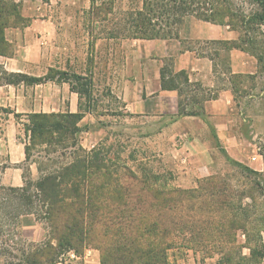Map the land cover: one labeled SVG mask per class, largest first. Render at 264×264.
Wrapping results in <instances>:
<instances>
[{
    "label": "trees",
    "instance_id": "1",
    "mask_svg": "<svg viewBox=\"0 0 264 264\" xmlns=\"http://www.w3.org/2000/svg\"><path fill=\"white\" fill-rule=\"evenodd\" d=\"M22 1L0 0L2 56L8 55L5 29L23 23ZM115 4V0L99 5L90 0V11L94 17L105 11L113 14ZM114 15L109 31L114 39L178 38L187 18L227 26L237 32L236 40L182 42L183 50L215 60V69L220 58L219 69L233 84L243 77L254 79L260 68L264 70L260 65L264 62V0H126V9ZM232 49L255 57V75L231 74L227 53ZM73 76L75 85L68 79L63 82L80 97L87 77ZM46 81L50 79L9 72L0 65V85ZM160 87L177 92L176 117L198 115L203 100L215 96H197L203 92L201 86L190 82L186 71H175L172 59L160 69ZM14 116L25 117L24 160L36 148L42 147L39 152L44 155L38 157L35 181L7 191L14 206L25 207L19 215H34L43 223L45 235L28 241L20 233L6 235L0 226L2 264H58L64 258L82 257L88 246L99 250L100 264H170L168 253L174 249L192 250L203 259L216 257V264H264V171L230 161L240 169L233 184L234 174H211L198 179L195 187L179 188L169 170L154 173L142 164L133 171L110 163L107 151L82 147L78 137L87 127L80 126L84 112L79 105L74 113ZM260 155L264 162V154Z\"/></svg>",
    "mask_w": 264,
    "mask_h": 264
},
{
    "label": "rangeland",
    "instance_id": "2",
    "mask_svg": "<svg viewBox=\"0 0 264 264\" xmlns=\"http://www.w3.org/2000/svg\"><path fill=\"white\" fill-rule=\"evenodd\" d=\"M40 1L44 7H49L52 4L55 6L52 12L53 16L59 19V22L61 19L66 20L69 17L72 19L70 22L58 25L60 30L56 41H40L33 46L39 51L41 58L39 62L32 63L31 67L41 77H48L52 81L51 86L55 91H58V86L63 85L64 79H68V82L75 85L73 78L75 74L87 77L84 85L86 91L80 97L76 93L78 105L84 112L80 126L82 128L87 127L78 137L82 147L90 149L94 146L101 152L107 151L110 163L124 164L133 171H139L142 164L145 169L154 173L169 170L174 176L173 184L176 187L184 189L195 187L198 178L195 176L188 177L182 170L184 168L172 156L175 150L186 149L187 141L190 139L178 135L177 132L173 133L169 129L173 122L171 116L160 118L156 114H134L124 108L123 91L125 89L133 91L132 87L136 86L139 79H143L147 75L153 77V72L149 71H155L154 57L144 58L140 54L142 57L140 58L136 54L140 49L137 45L134 46L133 43L129 46L125 45L126 40L129 39L109 37V31L115 18L114 14L126 9V0H115L113 14L105 11L100 17H94L90 8L82 7L85 0H76L79 6L75 8H61L55 2L51 3L50 0ZM95 1L97 5L101 1L108 3V0ZM245 7L251 8L248 4H245ZM45 13L42 12L40 17H46ZM235 33L237 34V32ZM11 53L12 47L8 45L7 54ZM263 64L264 62L260 65ZM238 80H241L240 83L242 82V93L238 94L243 96L240 100L242 107L243 103L246 102L251 103V105L246 109L243 107L244 117L241 118L244 121L241 119L237 121V132L245 138L243 144L245 149H251V143L255 145L259 154H264V97L261 100L256 97L264 84V70L260 68L257 78L254 80L245 77ZM68 82H65L67 87L69 86ZM66 102L68 104L69 100L65 99ZM54 104L55 99H52L50 108L53 109L52 112H55L57 108ZM62 107L65 108V104H62ZM5 111L10 110L5 109ZM8 114L0 110V152L2 153L0 154V178L3 172L7 170L6 168L10 167L5 160L3 150H1L5 149L6 137L3 135L4 132L11 130L17 142L23 145L27 142V136L22 125L25 117L9 116ZM208 140L212 150V164L209 175L205 177L211 174L221 176L234 174L235 179L230 180L233 184L239 177L238 171L240 169L230 161L241 162L229 158L215 139L208 138ZM41 149L42 147L33 149L28 160H23L19 164L23 183L24 181L33 182L38 178V157L44 155V153L39 152ZM8 188L10 187L0 185V226L2 231L6 235L15 232L21 234L22 226L29 219H34L35 223L43 230V234L36 240L28 239V241L43 239L45 235L43 223L36 220L32 214L19 215L25 207L14 206L15 201L9 195ZM33 205L36 206V204ZM22 237L24 236L22 235ZM262 238L264 240V232ZM239 239L242 237L239 236ZM87 250L97 251L100 259L99 250L88 246L81 252L82 257L64 258L58 264H82L83 256ZM243 252L247 254L248 250L244 249ZM168 256L170 264H216V257L203 259L201 254H194L192 250L177 251L174 249L169 251ZM0 264H2L1 259Z\"/></svg>",
    "mask_w": 264,
    "mask_h": 264
},
{
    "label": "crops",
    "instance_id": "3",
    "mask_svg": "<svg viewBox=\"0 0 264 264\" xmlns=\"http://www.w3.org/2000/svg\"><path fill=\"white\" fill-rule=\"evenodd\" d=\"M59 7L79 6L76 0H50ZM82 7L90 8V0H85ZM52 4L44 7L40 0H23L19 14L23 23L9 26L5 29V40L12 47V53L6 56L0 55V65L9 72H21L31 76L39 77L31 67L32 63L39 62L41 54L33 46L37 42H53L59 37L58 25L70 22L71 17L66 20L53 16ZM46 12V17H40ZM74 22V21H72ZM237 39V34L227 26H220L203 22L194 18H187L178 31V38L155 39V40H126L125 45H137L140 49L137 56L154 57L153 77L146 76L139 79L133 91L125 89L122 93L124 108L134 114H156L160 118L171 116L172 123L169 129L180 136L188 137L186 149L175 150L172 156L187 176L204 178L209 175L212 164V150L208 138L217 140L227 156L250 167L254 171H264V162L255 145L251 149H245L243 144L245 138L237 132V121L243 118V107L246 109L251 103L240 101L243 96L242 82L233 84L227 75L219 69L220 58L211 60L206 56L198 55L196 51L183 50L182 42H200L207 40H229ZM196 49V48H195ZM46 56V55H45ZM158 58V59H156ZM173 60L175 71L184 70L188 74L189 81L201 86V95H215L203 100L202 108L198 115H187L176 117L177 92L174 90H162L160 87V69L164 61ZM228 65L231 74L250 76L258 71L257 60L252 55L238 49H232L227 53ZM151 61V60H149ZM141 67V65H139ZM258 75V74H257ZM246 78V77H245ZM257 76L254 78L256 79ZM249 79V78H248ZM251 79V80H254ZM241 81V80H240ZM52 81H46L37 85H0V109H9L8 115L27 114L32 112L52 113L51 101L55 99L56 111L77 112L78 99L75 92L69 90V86L62 82L58 91L52 88ZM234 86V88H233ZM238 89L234 93L232 89ZM133 94V97H132ZM256 97L261 100L264 97V89ZM65 99L69 100L68 104ZM43 101V102H42ZM42 103V104H41ZM65 104V108L62 107ZM43 105V106H42ZM67 105V106H66ZM41 106L43 107L41 109ZM66 109V110H64ZM6 137L3 154L10 165L0 178V185L7 187H21L23 181L20 176L19 164L24 160V145L17 142L12 131L4 132ZM0 154H2L0 152ZM24 224V223H23ZM21 234L29 239L36 240L43 234L41 227L34 219H29L21 228ZM82 264H100L99 254L95 250H87L82 259Z\"/></svg>",
    "mask_w": 264,
    "mask_h": 264
}]
</instances>
